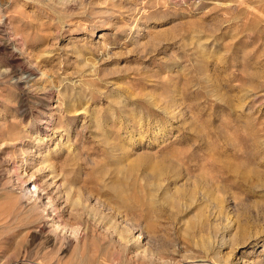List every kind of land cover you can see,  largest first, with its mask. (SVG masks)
Here are the masks:
<instances>
[{
    "label": "rangeland",
    "instance_id": "1",
    "mask_svg": "<svg viewBox=\"0 0 264 264\" xmlns=\"http://www.w3.org/2000/svg\"><path fill=\"white\" fill-rule=\"evenodd\" d=\"M204 262L264 264V0H0V264Z\"/></svg>",
    "mask_w": 264,
    "mask_h": 264
},
{
    "label": "bare ground",
    "instance_id": "2",
    "mask_svg": "<svg viewBox=\"0 0 264 264\" xmlns=\"http://www.w3.org/2000/svg\"><path fill=\"white\" fill-rule=\"evenodd\" d=\"M177 106V105H176ZM173 191V190H172ZM162 192H164V191H162ZM173 195V194H172ZM175 195V194H174ZM76 207V206H75ZM155 210V209H154ZM207 249V248H206ZM208 251V250H207ZM208 263V262H207ZM209 263H211V262H209ZM203 264H205V262L203 263ZM211 264H214V263H211Z\"/></svg>",
    "mask_w": 264,
    "mask_h": 264
}]
</instances>
